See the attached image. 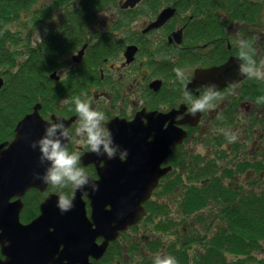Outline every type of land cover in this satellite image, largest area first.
I'll return each instance as SVG.
<instances>
[{
	"label": "flooded vegetation",
	"instance_id": "obj_1",
	"mask_svg": "<svg viewBox=\"0 0 264 264\" xmlns=\"http://www.w3.org/2000/svg\"><path fill=\"white\" fill-rule=\"evenodd\" d=\"M37 4H44L42 12L48 15L37 22L31 15L34 9L26 12L28 37L32 35V41L26 39L28 63L31 48L46 40L50 43L52 35L60 42L70 32L81 36L73 48L58 57L53 54L43 64L39 95L52 104L46 109L35 101L26 114L39 102L46 123L62 120L68 127L69 151L80 152V166L90 183L98 185L97 191L87 188L80 195L71 190L72 201L79 198V213L90 224L86 227L94 229V223L115 205H130L134 198L132 207L138 206L137 191L127 196L133 178L164 171L141 201L145 214L114 239L121 244L109 241L100 258L88 255L89 264H152L158 251L172 256L166 252L169 244L156 245L164 233L172 236L175 251L187 255L185 247H197L196 261L219 237L232 234L230 224L238 218L234 210L239 204L241 209L249 206L251 232L261 235L254 250L258 251L264 240V103L257 99L264 96V79L239 71L243 61L238 41L251 42L257 66L264 65V0H137L133 5L128 0H41ZM39 27L43 33L36 39ZM89 49L88 63L83 64ZM208 84L217 85L223 98L214 101V108L192 115L185 92L199 98ZM75 96L90 99L93 108L104 112L114 143L127 151L123 159L118 154L113 159L98 157L76 143L79 117L70 103ZM229 132L236 136L234 141L227 138ZM136 152L142 153L141 163L131 156ZM110 162L122 170L119 179L109 178ZM104 181L109 187L101 185ZM51 186L26 191V196L40 197L26 223L39 214V204L49 193L62 192ZM112 190L122 191L123 198L112 200ZM125 209L122 213L133 211ZM129 233L132 237L126 242L123 237ZM103 242L101 235L95 238V244ZM65 249L58 244L53 256L57 264H82L77 254L68 255ZM48 261L45 264H53Z\"/></svg>",
	"mask_w": 264,
	"mask_h": 264
},
{
	"label": "water",
	"instance_id": "obj_2",
	"mask_svg": "<svg viewBox=\"0 0 264 264\" xmlns=\"http://www.w3.org/2000/svg\"><path fill=\"white\" fill-rule=\"evenodd\" d=\"M136 1L128 0L131 5ZM81 55L82 51L75 59L79 61ZM2 85L3 78L0 76V88ZM38 108L39 105L35 106L32 113L25 115L17 123L11 142L0 143V247L4 256V259H0V264H45L46 258L57 264L59 260H54L53 256L60 243L66 246V254H77L80 263L89 264L87 261L89 254L97 259L100 258L110 240H114L120 231H125L127 226L135 224L140 219L144 214L141 201L147 198L164 171L157 174L149 172L145 174L147 176H139L142 182L135 176L128 185L127 196L137 191L138 206L132 207L134 198L130 205H115L111 213L107 214V219L100 218L95 222V229L83 230L88 223L86 224L83 213H79L81 208L78 197L73 199V207L70 211L62 212L58 207L59 196L55 194H50L41 204V215L24 225L19 221L21 198L28 188L37 187L44 190L47 185L34 178L35 173L43 175L47 165L39 164L38 149L34 150L30 147V143L43 136L44 129L50 124L41 118ZM131 156L135 162L141 163L142 153H132ZM108 170L111 173L110 179L115 177L119 179L118 174L122 172L120 167H113L110 162ZM86 190L87 187L78 189L76 194L80 195V192ZM109 195L112 200L123 198L120 190H112ZM14 196H18V199L11 201ZM129 207L133 209L132 212L121 214L122 209ZM114 211L117 213L116 216H113ZM105 223L110 226L108 232L103 229ZM97 234L105 238L101 245L94 243ZM4 242L7 244L5 245Z\"/></svg>",
	"mask_w": 264,
	"mask_h": 264
},
{
	"label": "trees",
	"instance_id": "obj_3",
	"mask_svg": "<svg viewBox=\"0 0 264 264\" xmlns=\"http://www.w3.org/2000/svg\"><path fill=\"white\" fill-rule=\"evenodd\" d=\"M41 0H0V68L1 74L5 76L6 82L0 89V141L9 139L13 134V128L16 122L26 113L29 105L35 101L43 103V107L48 109L46 105H50L49 100L44 99V96L39 91L40 88V72L44 69L43 64L51 58L53 54L57 57L62 55L74 47L78 38H81L79 32H70V36L63 39L62 42L57 40L52 35L51 42L46 40L36 48L30 50L29 63L26 61V43L23 47L18 46L23 38L19 30H12L11 24L17 21H23V13L29 9H34L31 12L34 20L37 22L47 19L48 13H43L44 4L38 5ZM101 0H91L98 2ZM51 33H49L50 35ZM49 44V45H48ZM48 45V46H46ZM90 49L84 56V63H88ZM102 53H99V57ZM52 66V65H51ZM50 66V67H51ZM81 67L83 65H80ZM78 72V71H77ZM82 75L86 71H81ZM40 93V95H39ZM47 95L48 93H45ZM46 97V96H45ZM31 103V104H30ZM54 103V102H53ZM34 210L27 208L22 212L23 218H30ZM238 214V218L234 223H231L232 234L228 238L221 239L212 243V247L205 255H200L196 261L200 264H232L227 263L222 251L234 253L237 255H248L250 252L258 248V239L261 235H253L249 224V206L240 208V204L234 210ZM26 213L28 216L26 217ZM241 235H244L242 237ZM167 254L173 253L178 263H186L187 255L183 251H175L174 245H169L166 249ZM253 261L252 264H264V259H255L250 256L245 261ZM195 261V259H194ZM195 261V262H196ZM242 259H238L233 264H244ZM248 264V263H247Z\"/></svg>",
	"mask_w": 264,
	"mask_h": 264
},
{
	"label": "clouds",
	"instance_id": "obj_4",
	"mask_svg": "<svg viewBox=\"0 0 264 264\" xmlns=\"http://www.w3.org/2000/svg\"><path fill=\"white\" fill-rule=\"evenodd\" d=\"M238 46L239 59L243 61L239 71L249 78L264 79V65L257 66L253 58L251 42L241 39L238 41ZM185 97L191 102L192 115L214 108L216 106L214 101L223 98L215 84L206 85L204 94L199 98L193 99L187 91ZM257 102L264 103V96L259 97ZM70 103L74 105L75 113L79 117V124L75 129V136L78 138L76 143L88 148L98 157L104 155L108 159H113L118 154L123 159L127 151L121 150L119 145L114 143L113 134L107 128L104 112L93 108L90 99L80 96L73 97ZM227 138L229 141H234L236 136L229 132ZM71 139L69 129L62 120L47 125L43 136L30 143L32 149L39 151V164L47 165L43 175L35 173L34 178L58 189L71 186L73 190H78L87 187L95 192L98 190V185L90 183L88 173L80 166V152L68 149L67 142ZM58 207L62 212L70 211L73 207L72 197L61 192ZM4 244L6 245L7 242ZM153 264H178V261L171 255H158L154 258Z\"/></svg>",
	"mask_w": 264,
	"mask_h": 264
},
{
	"label": "rangeland",
	"instance_id": "obj_5",
	"mask_svg": "<svg viewBox=\"0 0 264 264\" xmlns=\"http://www.w3.org/2000/svg\"><path fill=\"white\" fill-rule=\"evenodd\" d=\"M22 17H23V19L26 18V13H23ZM101 17H103V16L101 15ZM11 29L12 30H19L22 33L23 38H22V40H21V42H20V44L18 46L23 47L24 43H26V39H29L30 41H32V35L28 37L29 33L27 32V29H26V21L25 20H24V22L23 21H17L15 23L11 24ZM35 32H36L35 38L36 39H40L41 36H42V33H43V27H39V29L37 28V30ZM1 71H2V69L0 68V72ZM4 78H5V76H4ZM5 80H6V78H5ZM11 137L9 139H11ZM70 187L71 186L63 188L61 190H62V192L64 194H66V195L71 197L72 196V193H71L72 188H70ZM54 189H55L54 186H51V190H54ZM39 200H40V197H39V194H37V193H30L27 196L25 195V197H24L25 205H24V207H23V209H22V211L20 213V218L22 219L21 215H22V212L25 209L26 205H27V208H32L35 211V205L39 202ZM27 208H26V210H27ZM27 216H28V213H26V217ZM22 221L25 222L26 218H23ZM241 236L244 237V235H241ZM131 237H132V234H130V233L126 234V236L123 237V240H125L126 242H129L131 240ZM171 240H172V236L169 235L168 233H164L159 239L156 240V245L160 244L162 247H163V245H166L168 247V244L169 245H171V244L173 245ZM118 241H119L118 245H120L121 244V242H120L121 240H117L114 245H116L118 243ZM260 243H261V248L258 251H253L252 250L250 252V254H248V255H236L235 256V255H232V254H228L225 251H222V254L227 259V261L233 260V262H237L238 259L239 260L242 259V260L245 261L250 256L254 257L255 259H264V240L260 241ZM124 244L121 246L122 248L124 247ZM120 250H121V248H120ZM184 250L186 251V253L188 255L187 257H189L190 260L188 259V261L186 263H178V264H196V262L193 261V257L198 252L197 247H195V246L185 247ZM113 254L114 253H112V254L110 253L111 260L113 258ZM119 255H120V252H119ZM158 255L164 256V254L162 252L158 251L156 253V255H154L153 257H156ZM153 261H152V264H153ZM252 262L247 260V261L244 262V264H247V263L248 264H252Z\"/></svg>",
	"mask_w": 264,
	"mask_h": 264
},
{
	"label": "bare ground",
	"instance_id": "obj_6",
	"mask_svg": "<svg viewBox=\"0 0 264 264\" xmlns=\"http://www.w3.org/2000/svg\"><path fill=\"white\" fill-rule=\"evenodd\" d=\"M109 182L108 181H104L103 183H101V185H103V186H108L109 187ZM130 208V207H129ZM128 209V208H127ZM123 210H126V209H123ZM122 212H124V211H121V214H122ZM108 217L107 216H105V217H103L102 219H107ZM103 229H105V231L106 232H108V230H110V226L109 225H107L106 223L105 224H103ZM83 230L84 231H89V229H88V227H86V226H84V228H83ZM101 234H97V236H100Z\"/></svg>",
	"mask_w": 264,
	"mask_h": 264
}]
</instances>
